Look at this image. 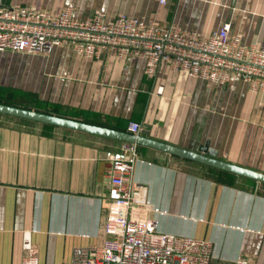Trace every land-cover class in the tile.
Wrapping results in <instances>:
<instances>
[{
    "label": "crops",
    "instance_id": "obj_1",
    "mask_svg": "<svg viewBox=\"0 0 264 264\" xmlns=\"http://www.w3.org/2000/svg\"><path fill=\"white\" fill-rule=\"evenodd\" d=\"M3 4L54 15L70 9L80 20L98 12L107 19L127 15L204 37L229 24L244 45L264 47V0ZM0 87L27 110L125 132L136 122L145 138L264 174V92H252L241 78L221 86L167 63L149 77L141 59L126 63L112 51L86 58L57 48L47 57L0 52ZM123 144L0 114V264H22L29 244L40 264H67L75 248L101 246L110 207L106 155ZM138 152L133 182L147 186L144 197L156 210L159 232L209 241L211 264H264L263 183L211 174L206 165L149 146Z\"/></svg>",
    "mask_w": 264,
    "mask_h": 264
},
{
    "label": "built area",
    "instance_id": "obj_2",
    "mask_svg": "<svg viewBox=\"0 0 264 264\" xmlns=\"http://www.w3.org/2000/svg\"><path fill=\"white\" fill-rule=\"evenodd\" d=\"M165 3L166 0H160ZM68 48L86 58L109 51L126 63L145 61L146 74L155 77L162 63L191 78L227 85L241 78L252 92H264V47L244 45L230 25L204 37L183 33L175 25L160 26L127 15L107 19L98 12L80 20L70 9L59 15L29 7H8L0 0V52L49 56ZM139 123L128 132L137 136ZM138 145L124 143L120 152L106 155L110 207L101 246L77 247L67 264H211L209 241L178 238L159 232L156 210L144 197L147 186L134 183ZM22 264H40L38 250L25 247ZM236 264H248L244 260Z\"/></svg>",
    "mask_w": 264,
    "mask_h": 264
},
{
    "label": "water",
    "instance_id": "obj_3",
    "mask_svg": "<svg viewBox=\"0 0 264 264\" xmlns=\"http://www.w3.org/2000/svg\"><path fill=\"white\" fill-rule=\"evenodd\" d=\"M0 114L20 117V118H24V119L44 123V124L55 125L58 127L79 130V131L87 132L90 134L122 141L124 143H136L138 146L139 145L149 146V147L158 149L160 151L166 152L170 155H175V156H178L186 160L194 161V162L206 165L208 167H212V168H215L221 171H225V172L234 174L236 176L249 178V179L255 180L258 183L264 184V174L225 162L223 160H220L214 157H208L202 154V153L207 154L206 151L204 150H200L199 152H192V151L178 148L175 146L167 145V144H164L158 141H154V140L145 138L141 135L135 136L125 131H116V130L105 128V127L93 126V125H89V124L75 121L72 119L48 115V114L40 113L37 111L17 108V107H13L9 105H4V104H0ZM144 133H147V132H144Z\"/></svg>",
    "mask_w": 264,
    "mask_h": 264
},
{
    "label": "trees",
    "instance_id": "obj_4",
    "mask_svg": "<svg viewBox=\"0 0 264 264\" xmlns=\"http://www.w3.org/2000/svg\"><path fill=\"white\" fill-rule=\"evenodd\" d=\"M32 100L37 101V99L35 98H32ZM0 104L9 105V106L17 107V108L30 109V106H28V104L25 105L22 99L20 100L17 97H15L13 92L10 89H7L6 87L5 88L0 87ZM203 167L205 169H208L211 174H217V173L227 174L235 178H239L240 180H243L244 184H247V185H253L255 183L253 180L240 178V177H237L225 171L217 170L212 167H206V166H203Z\"/></svg>",
    "mask_w": 264,
    "mask_h": 264
}]
</instances>
